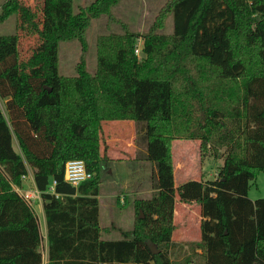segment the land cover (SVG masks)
<instances>
[{
	"label": "trees",
	"instance_id": "trees-1",
	"mask_svg": "<svg viewBox=\"0 0 264 264\" xmlns=\"http://www.w3.org/2000/svg\"><path fill=\"white\" fill-rule=\"evenodd\" d=\"M117 2L74 10L73 0H35L34 7L7 0L1 7L0 20L13 16L16 30L38 41L21 59L18 33L0 35V100L8 113L0 111V264H42L34 208L14 189L27 166L40 193L47 264H264V198L248 197L264 172V0H167L145 33L120 24L121 33L98 36L90 73L85 31ZM168 16L171 31L158 32ZM73 39L82 54L76 75L64 77L58 44ZM235 44L250 52L246 62ZM108 120L134 122L155 168L152 196L135 200L133 228L113 240L101 238L110 229L100 227L98 206ZM182 136L222 163L214 180L179 191L170 143ZM68 160L84 161L92 177L76 188L64 182ZM176 194L200 210L199 238L184 244L172 239Z\"/></svg>",
	"mask_w": 264,
	"mask_h": 264
},
{
	"label": "rangeland",
	"instance_id": "rangeland-1",
	"mask_svg": "<svg viewBox=\"0 0 264 264\" xmlns=\"http://www.w3.org/2000/svg\"><path fill=\"white\" fill-rule=\"evenodd\" d=\"M7 0H0V13L2 5ZM27 5L34 7L35 0H22ZM92 0H73L76 10L85 6ZM167 0H118L111 8L110 15L92 19L85 31L87 49L84 52L86 69L93 73L96 68V40L100 35L121 33L120 24L137 33H145ZM247 16L246 13L240 14ZM17 21L13 16L0 20V35L17 32L19 36L18 50L21 59H26L37 44L35 35H28L16 30ZM172 29V20L168 16L164 26L158 32L169 33ZM245 33V30L243 29ZM138 46V52L135 48ZM235 55L246 62L250 52L244 46L238 48L235 44ZM138 61L144 60L143 40L138 37L133 50ZM81 47L77 40H63L58 44L59 73L64 77L76 75V66L81 57ZM255 60V55H252ZM1 114L8 116L5 102L0 100ZM137 127L133 121L108 120L102 122L100 152L105 155L104 171L101 174V185L98 195L99 224L101 228H109L107 233L102 231V239L120 238L119 230L129 231L133 228L136 210L134 202L137 199H148L153 194V178L155 168L144 158V147L137 138ZM183 135V134H182ZM11 136V135H10ZM184 136V135H183ZM178 137L170 143V155L173 162L175 187L181 191L185 183L205 182L214 180L218 168L222 163L221 157L210 154L201 156L199 140H190ZM9 147L17 153L18 147L14 137L9 138ZM136 142V143H135ZM220 153L222 151L220 150ZM30 169V168H29ZM31 171V169H30ZM32 172V171H31ZM30 185V182H25ZM248 197L251 200L264 198V172L257 174L255 181L250 183ZM192 201V200H190ZM41 202L34 204L33 208L37 217L40 232L44 230L42 213L39 210ZM42 207V205H41ZM140 218H143L141 210ZM199 207L188 203L175 195L174 223L175 229L172 239L179 244L194 241L199 238L198 224L200 221ZM182 251L187 250L180 245ZM199 252V251H198ZM178 251L171 254L172 260H177Z\"/></svg>",
	"mask_w": 264,
	"mask_h": 264
},
{
	"label": "built area",
	"instance_id": "built-area-1",
	"mask_svg": "<svg viewBox=\"0 0 264 264\" xmlns=\"http://www.w3.org/2000/svg\"><path fill=\"white\" fill-rule=\"evenodd\" d=\"M135 52H138V46L135 48ZM92 177V174L87 171L86 165L82 160H68L64 164L63 180L72 187H77L83 181H86ZM22 185L15 186L14 189L18 195L33 208L34 204L41 202L40 193L35 188L32 172L27 166L26 174L21 176ZM30 182L31 185H26L25 182ZM55 181H51L49 191L53 192ZM42 252V251H41Z\"/></svg>",
	"mask_w": 264,
	"mask_h": 264
},
{
	"label": "crops",
	"instance_id": "crops-1",
	"mask_svg": "<svg viewBox=\"0 0 264 264\" xmlns=\"http://www.w3.org/2000/svg\"><path fill=\"white\" fill-rule=\"evenodd\" d=\"M31 185V184H30ZM40 212L43 214L42 207L41 205L39 206ZM43 217V225H44V230H41V235H42V242H41V251H42V264H47V240H46V227H45V221H44V216Z\"/></svg>",
	"mask_w": 264,
	"mask_h": 264
},
{
	"label": "water",
	"instance_id": "water-1",
	"mask_svg": "<svg viewBox=\"0 0 264 264\" xmlns=\"http://www.w3.org/2000/svg\"><path fill=\"white\" fill-rule=\"evenodd\" d=\"M149 249L151 251L152 254L158 253L159 251L156 249L155 245L150 244L149 245Z\"/></svg>",
	"mask_w": 264,
	"mask_h": 264
}]
</instances>
